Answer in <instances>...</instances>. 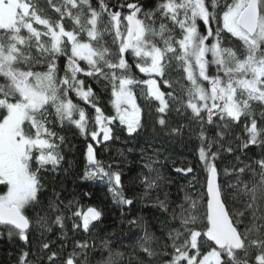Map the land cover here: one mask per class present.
<instances>
[{
	"label": "snow or ice",
	"instance_id": "snow-or-ice-1",
	"mask_svg": "<svg viewBox=\"0 0 264 264\" xmlns=\"http://www.w3.org/2000/svg\"><path fill=\"white\" fill-rule=\"evenodd\" d=\"M45 5L0 0V185L6 188L0 227L23 242L19 264H89L98 251L107 253L100 264H119L123 254L111 241L97 245L94 239L102 210L82 212L59 192L50 196L40 173L55 171L64 159L65 138L55 126L72 125L91 141L83 179L105 183L121 215L132 213L138 194L127 193L120 168L98 159L97 147L118 138L117 130L138 138L149 121L169 137L195 128L204 183L200 195L185 191L180 201L167 191L156 196L152 207L162 216L161 235L145 227L139 242L145 258L264 264V112L258 119L253 110V102L264 106V0H157L151 8L141 0ZM230 37L242 51L226 44ZM94 83L108 90L114 114L105 113ZM237 129L243 137L232 135ZM252 149L260 150L258 158L249 156ZM223 153L236 163L223 166ZM144 167L139 183L145 195L171 184L159 157ZM172 171L187 176L194 170L173 161ZM49 218L62 236L71 219V231L86 238L70 241L66 254L64 244L58 252L41 239L37 254L35 228ZM138 219L129 215L128 224L140 227Z\"/></svg>",
	"mask_w": 264,
	"mask_h": 264
},
{
	"label": "trees",
	"instance_id": "trees-1",
	"mask_svg": "<svg viewBox=\"0 0 264 264\" xmlns=\"http://www.w3.org/2000/svg\"><path fill=\"white\" fill-rule=\"evenodd\" d=\"M224 2L225 0H221L222 4ZM141 3L151 8L157 3V0H141ZM39 5L42 8L46 7L45 0H39ZM47 14L55 18L54 13L48 12ZM65 23L66 26H70L67 21ZM226 44L238 52L242 51L241 42L235 38L230 37ZM133 71L136 72L137 70L134 69ZM92 87L98 93H102L100 104L105 113L114 114L110 94L104 85L94 83ZM143 101L144 97L138 91L137 102L141 103L147 112L148 107ZM80 103L81 106H84L83 102ZM253 110L259 119L260 113L264 112V106L253 102ZM89 116L91 117L92 113H89ZM148 125L138 138L134 139L129 137L125 131L117 130L114 131L113 135L118 138L111 140L107 146L101 144L97 147L98 159L102 160L105 165L111 163L113 168L117 166L120 168L127 185V193L135 192L138 194L139 203L132 213L125 212L123 216L121 215L120 207L113 203L105 183L99 180L83 179L85 168L88 167L86 145L91 141L82 136L72 125L66 124L63 128L59 124L55 126L58 135L65 138V142L60 145V152L64 159L55 171L49 167L48 170L40 173L44 190L50 196L53 192H59L65 204L73 201V208L82 212H86L88 207H97L102 210L103 217L98 222L99 227L95 229L94 239L97 245H100L105 239L111 241L112 249L123 254L119 258V264H148V259H154V264H165L167 257L160 255L155 258H145L139 248L140 238L144 234L145 227L155 236L160 237L161 235L160 219L162 216L157 208L152 207V203L155 202L157 195L163 197L165 191L168 192L172 201L182 200L185 191H191L193 195H200L204 183V174L198 159L199 140L195 128L193 127L191 130L186 128L182 136L169 137L167 134L161 133L158 127L153 126L152 121H149ZM232 135L243 137L244 133L237 129ZM235 143L234 141L233 145ZM156 149H159V152ZM259 155V149L249 151V156L253 159L258 158ZM231 156L232 154L229 153L222 154L223 166L236 163ZM157 157H159L162 173L170 177L172 182L166 189L152 190L145 195L143 185L139 183V176L141 172L147 174L144 165L156 160ZM173 161H175V166H191L194 170L193 173H189L187 176L174 173L172 171ZM222 179L228 178L222 177ZM86 193L90 195H85ZM129 215L138 217V223L141 226H130L128 224ZM71 223V219L65 220L67 229L64 236L61 235L50 218L44 225H36L33 235V251L39 254V241L44 239L52 241L51 246L58 252L61 244L65 245V254L71 252L70 241L86 238V234L83 232L74 233L71 231ZM49 227L51 231L48 230ZM24 247L18 235L14 234L9 238L7 230L0 227V264H19L20 254ZM154 247L159 251V244L154 245ZM106 255V252L99 251L91 253L89 264H100L102 257ZM30 258H32L31 254Z\"/></svg>",
	"mask_w": 264,
	"mask_h": 264
},
{
	"label": "rangeland",
	"instance_id": "rangeland-1",
	"mask_svg": "<svg viewBox=\"0 0 264 264\" xmlns=\"http://www.w3.org/2000/svg\"><path fill=\"white\" fill-rule=\"evenodd\" d=\"M113 112H114V109H113ZM93 127H94L93 124L90 122V124H89L90 130H92ZM0 188L1 189L3 188V190H0V194H4L6 192V188L3 185H0Z\"/></svg>",
	"mask_w": 264,
	"mask_h": 264
},
{
	"label": "water",
	"instance_id": "water-1",
	"mask_svg": "<svg viewBox=\"0 0 264 264\" xmlns=\"http://www.w3.org/2000/svg\"><path fill=\"white\" fill-rule=\"evenodd\" d=\"M110 142H111V141L107 142V145H108ZM102 145H104V144H102Z\"/></svg>",
	"mask_w": 264,
	"mask_h": 264
}]
</instances>
